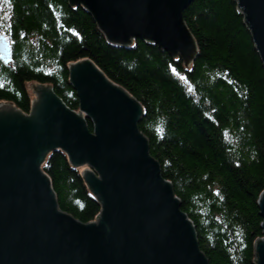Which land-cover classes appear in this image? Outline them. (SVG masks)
Returning <instances> with one entry per match:
<instances>
[{
    "label": "trees",
    "instance_id": "16d2710c",
    "mask_svg": "<svg viewBox=\"0 0 264 264\" xmlns=\"http://www.w3.org/2000/svg\"><path fill=\"white\" fill-rule=\"evenodd\" d=\"M184 20L198 49L190 69L142 40L110 44L69 0H0V31L10 41L8 58L0 57V100L29 113L27 86L36 82L78 110L69 66L93 61L145 107L139 128L209 264H253L254 243L264 236L257 206L264 191V65L234 0H195ZM45 172L62 211L83 223L97 217L99 203L64 154H53Z\"/></svg>",
    "mask_w": 264,
    "mask_h": 264
},
{
    "label": "water",
    "instance_id": "95a60500",
    "mask_svg": "<svg viewBox=\"0 0 264 264\" xmlns=\"http://www.w3.org/2000/svg\"><path fill=\"white\" fill-rule=\"evenodd\" d=\"M191 2L69 0L90 12L108 42H156L173 57L180 52L189 69L197 46L182 14ZM237 5L264 64V0ZM69 75L79 115L49 84H30V115L0 101V264H208L171 183L148 155L147 139L137 128L141 105L87 59L70 64ZM57 149L72 168L88 164L100 177L80 172L101 205L91 222L81 224L60 210L51 180L40 169ZM257 204L264 233V191ZM253 247V263L264 264V238Z\"/></svg>",
    "mask_w": 264,
    "mask_h": 264
},
{
    "label": "bare ground",
    "instance_id": "6f19581e",
    "mask_svg": "<svg viewBox=\"0 0 264 264\" xmlns=\"http://www.w3.org/2000/svg\"><path fill=\"white\" fill-rule=\"evenodd\" d=\"M12 17V16H11ZM9 18H10V16H6V19H8L9 20ZM7 20V21H8ZM184 24H185V26H186V23L184 22ZM186 28L189 30V28H188V26H186ZM190 31V30H189ZM191 33V32H190ZM191 35H192V33H191ZM192 38L194 39V41H195V44H196V40H195V38H194V36L192 35ZM135 39V41H133ZM137 40H142V39H140V38H131V41H132V43H133V45H134V43L137 41ZM142 41H144V40H142ZM144 42H146V41H144ZM9 43H10V41H9V38H8V35H6V34H4L3 32H1L0 31V45L1 46H4V49H5V51L4 52H0V57H2L3 59H5L7 56H8V50L10 49V45H9ZM110 43V42H109ZM146 43H148V44H152V45H156V46H158L159 48H161L156 42H146ZM110 44H112V43H110ZM255 44V43H254ZM132 45V46H133ZM115 46H117V47H123V46H118V45H115ZM196 46H197V44H196ZM12 47V46H11ZM124 47H131V46H124ZM255 49L257 50V48H256V46H255ZM257 52H258V50H257ZM259 53V52H258ZM197 54H198V49H197V53H196V56H197ZM178 56V55H177ZM196 56H195V58H196ZM260 56V55H259ZM178 57H180V56H178ZM8 58V57H7ZM194 58V59H195ZM180 59H181V61H182V58L180 57ZM88 61H90L100 72H101V74H103L104 75V77L107 79V80H109L110 82H112L113 84H115V85H118V84H116L115 82H113L112 80H110L108 77H107V75H105V73L93 62V61H91V60H89V59H87ZM78 62V61H77ZM75 63V62H74ZM187 69V68H186ZM181 72H183L182 70H179V73H181ZM175 73V72H174ZM179 73L176 71V74L179 76ZM181 75V74H180ZM182 76V75H181ZM188 78V77H187ZM186 81V75L185 74H183V82H185ZM38 84H42V83H38ZM69 84H70V86H71V88H72V90L74 91V93H75V95H76V97L78 98V92H77V89H75V87L73 86V84L70 82V80H69ZM30 86V84H28V86H27V89H28V87ZM118 86H120V85H118ZM51 88H52V86H51ZM122 88V87H121ZM122 89H124V88H122ZM52 90H53V92L55 93V91H54V89L52 88ZM124 91L128 94V95H130L132 98H134L135 99V101L136 102H138L140 105H141V107H142V109H143V114H142V117L140 118V121H138V123H137V128H138V131L141 133V134H143L144 136H145V134L140 130V128H139V124H140V122H141V120H142V118L144 117V115H145V113H146V109H145V107L143 106V104L141 103V102H139L138 101V99H136L129 91H127V90H125L124 89ZM28 92H29V89H28ZM29 94V96H30V93H28ZM58 96V95H57ZM59 97V96H58ZM29 98H31V96L29 97ZM36 98V100L38 99L37 97H35ZM60 98V97H59ZM60 100L62 101V103L70 110V112H73L74 114H76V115H79V110H80V108L78 109V110H73V109H71V108H69L67 105H66V103L60 98ZM78 100H79V98H78ZM0 101H3V100H0ZM13 103V102H12ZM14 104V103H13ZM15 105V104H14ZM15 107L16 108H18L16 105H15ZM21 112H23V113H25L24 111H22L20 108H18ZM31 109H32V102H31V107H30V112L29 113H25L26 115H30V113H31ZM89 117V116H88ZM90 118V117H89ZM89 118H87L86 116L84 117V119H85V121H86V124L87 125H89V123L93 126L94 124H93V122L89 119ZM91 131V134L92 135H95V133H94V127H93V129L92 130H90ZM145 138L147 139V142H148V145H149V153H148V155H150L152 158H154L155 160H156V162H157V164H159V166H161L160 165V162L154 157V156H152V154H151V152H150V142H149V140H148V138L145 136ZM55 153H61V154H64V152H63V150H59V149H57V150H55V151H50L48 154H47V156L45 157V160H44V163L41 165V171L43 172V173H45L46 174V172H45V167H46V164H47V162L49 161V158L53 155V154H55ZM64 156H66L65 154H64ZM66 158H67V160H68V157L66 156ZM73 170H75V171H78L77 173L80 175V177H82L81 176V174H80V172L84 169V170H87V171H90L91 173H93L94 175H95V177L98 179V180H100V177H99V175L97 174V172L90 166V165H88V164H85V165H83V166H80V167H78V168H72ZM47 175V174H46ZM48 177H49V175H47ZM161 176H162V178H163V180H166L164 177H163V175H162V170H161ZM49 179H50V177H49ZM51 180V179H50ZM84 181V180H83ZM171 185H172V183H171ZM51 189H52V191L55 193V191H54V189H53V187H52V183H51ZM172 191H173V193H174V195L176 196V194H175V192H174V187H173V185H172ZM87 192H89V193H87ZM86 193L89 195L88 197L90 198V199H92L93 201H95V202H97V203H99L93 196H92V194H91V191L86 187ZM56 194V193H55ZM56 200H57V197H56ZM258 201V200H257ZM99 205H100V203H99ZM257 206H258V208H259V215H260V217L262 218V215L260 214V207H259V205L257 204ZM180 209H181V202H180ZM61 210V209H60ZM100 210H101V205H100ZM62 211V210H61ZM181 211H182V209H181ZM63 213H65V214H67V215H69V216H71L73 219H75V220H77L78 222H80L81 224H86V223H88V222H86V223H83V222H81L80 220H78L77 218H75L74 216H72L71 214H69V213H67V212H64V211H62ZM183 212V211H182ZM184 213V212H183ZM187 216V215H186ZM187 218L190 220V218L187 216ZM93 221V220H92ZM91 222V221H90ZM190 222H192L191 220H190ZM193 223V222H192ZM263 229V228H262ZM194 231H195V236H196V242H197V246H198V249L200 250V253H202L203 254V256L205 257V259L207 260V262H208V264H209V260H208V258L206 257V255H205V253L201 250V248H200V244H199V239H198V236H197V231H196V227L194 226ZM263 238V237H262ZM228 245L230 246V243H228ZM230 247H232V246H230ZM237 250H239V248H237L236 247V249H231V251H232V253H235V251H237Z\"/></svg>",
    "mask_w": 264,
    "mask_h": 264
},
{
    "label": "rangeland",
    "instance_id": "374dc122",
    "mask_svg": "<svg viewBox=\"0 0 264 264\" xmlns=\"http://www.w3.org/2000/svg\"><path fill=\"white\" fill-rule=\"evenodd\" d=\"M195 0H193V2H194ZM236 3H237V0H234ZM193 2H191L185 9H184V11H183V14H182V16H183V21L185 22V20H184V12H185V10L193 3ZM77 6H81V7H83L82 5H77ZM84 8V7H83ZM85 9V8H84ZM86 10V9H85ZM89 14H90V12L88 11V10H86ZM240 12V11H239ZM241 14L243 15V13L241 12ZM91 15V14H90ZM92 16V15H91ZM244 16V15H243ZM187 26V25H186ZM247 28H248V30L250 31V29H249V27L247 26ZM190 32V31H189ZM251 32V31H250ZM103 34V33H102ZM104 35V34H103ZM192 36V35H191ZM253 39V38H252ZM133 41H135V39L133 40ZM112 45H114V44H112ZM124 47V46H123ZM162 49V48H161ZM163 51H165V52H167L171 57H173L167 50H165V49H162ZM178 54V56H180L181 58H182V56L180 55V52H177ZM173 57L174 58V60L176 61L178 58H180V57ZM196 56V55H195ZM196 59V58H195ZM194 59V60H195ZM194 60H193V62H194ZM182 63H183V66L186 68V66L184 65V62H183V58H182ZM263 63V62H262ZM264 65V64H263ZM119 87H121V86H119ZM30 88V86L28 87V89ZM123 88V87H122ZM36 99V98H35ZM88 126V128H89V125H87ZM93 127H94V125H93ZM90 129V128H89ZM160 168H161V166H160ZM162 170V169H161ZM262 220H263V218H262ZM193 224V223H192ZM194 225V224H193ZM263 230V229H262ZM263 235H264V233H263ZM262 238V237H261ZM263 238H264V236H263ZM254 264V263H253Z\"/></svg>",
    "mask_w": 264,
    "mask_h": 264
},
{
    "label": "snow or ice",
    "instance_id": "6c2138e0",
    "mask_svg": "<svg viewBox=\"0 0 264 264\" xmlns=\"http://www.w3.org/2000/svg\"><path fill=\"white\" fill-rule=\"evenodd\" d=\"M173 71H175V69H173Z\"/></svg>",
    "mask_w": 264,
    "mask_h": 264
}]
</instances>
